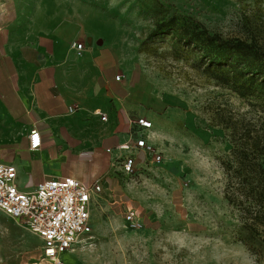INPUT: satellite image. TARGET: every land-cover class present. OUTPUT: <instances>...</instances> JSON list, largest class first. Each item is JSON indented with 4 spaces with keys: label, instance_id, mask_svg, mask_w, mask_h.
Segmentation results:
<instances>
[{
    "label": "rangeland",
    "instance_id": "obj_1",
    "mask_svg": "<svg viewBox=\"0 0 264 264\" xmlns=\"http://www.w3.org/2000/svg\"><path fill=\"white\" fill-rule=\"evenodd\" d=\"M173 13L224 38L254 37L264 45V0H0L1 42L13 32L30 49L33 32L63 24L65 35L80 33L75 40L87 54L111 52L112 106L118 96L152 115L163 154L160 164L140 166L132 177L115 167L109 173L108 155L97 154L105 145L83 146L77 138L86 134L71 129L74 137L55 148V165L87 184L101 180L102 191L91 234L61 256L63 264H264V231L250 233L228 204L223 166L232 148L227 124H262L264 110L255 96L207 76L192 53L175 51L169 34L150 35ZM15 110L27 118L22 103ZM36 183L24 177L26 189ZM130 208L142 226L126 221ZM41 246L34 231L0 210V264H49Z\"/></svg>",
    "mask_w": 264,
    "mask_h": 264
},
{
    "label": "crops",
    "instance_id": "obj_2",
    "mask_svg": "<svg viewBox=\"0 0 264 264\" xmlns=\"http://www.w3.org/2000/svg\"><path fill=\"white\" fill-rule=\"evenodd\" d=\"M61 26L54 25L50 32L38 35L33 32L31 36L36 44L32 49L21 44L23 35L12 32L6 42L0 39V152H5L0 162L17 167L16 183L23 191H30L24 185L25 176L37 183L63 176V170L55 165L58 155L55 148L68 135L73 136L74 127L86 134L84 140L77 138L83 146L85 143L90 146L91 142H97L94 145L97 147L105 145L97 154L108 155V172L115 174L113 156L106 149L129 138L136 127L132 119L144 116L152 121L154 118L142 113L140 105L118 96H114L118 102L113 107L111 52L100 49L87 54L85 44L86 50L78 56L72 43L80 33L67 36ZM18 102L23 104L25 119L15 110ZM73 104L79 107L76 113L70 111ZM97 111L107 114V121H102ZM33 127L39 129L43 139L42 148L36 152L28 148V135ZM153 129L154 124L146 135L162 151L153 137ZM9 150L14 154L10 155ZM145 158L143 154L138 156L139 167L144 166Z\"/></svg>",
    "mask_w": 264,
    "mask_h": 264
},
{
    "label": "trees",
    "instance_id": "obj_3",
    "mask_svg": "<svg viewBox=\"0 0 264 264\" xmlns=\"http://www.w3.org/2000/svg\"><path fill=\"white\" fill-rule=\"evenodd\" d=\"M163 33L170 35L175 51L192 53L207 76L242 97L255 96L264 110V45L254 37L251 42L224 38L195 18L177 13L157 22L150 35ZM227 127L232 148L223 162L224 196L244 227L260 235L264 231V121Z\"/></svg>",
    "mask_w": 264,
    "mask_h": 264
},
{
    "label": "built area",
    "instance_id": "obj_4",
    "mask_svg": "<svg viewBox=\"0 0 264 264\" xmlns=\"http://www.w3.org/2000/svg\"><path fill=\"white\" fill-rule=\"evenodd\" d=\"M72 47L78 56L86 50L83 42L75 41ZM121 79L120 75L116 76ZM70 111H76L71 106ZM102 121L107 114L97 111ZM136 126L129 138L106 152L113 156L115 171L132 177L140 172L138 156L145 155L142 162L147 167L160 164L163 154L149 142L146 131L153 127L147 117L131 120ZM43 146L42 134L33 127L28 135V148L32 152ZM18 170L14 164L0 162V210L34 231L42 240V258L49 264H63L61 256L80 243L92 232V209L95 197L102 191L101 180L93 184L72 177L62 176L44 179L30 191L17 186ZM126 221L135 227L142 226L137 211H126Z\"/></svg>",
    "mask_w": 264,
    "mask_h": 264
}]
</instances>
